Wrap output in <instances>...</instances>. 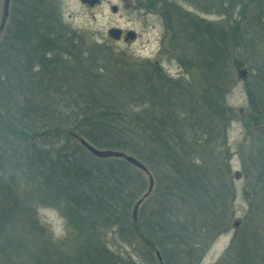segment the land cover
Masks as SVG:
<instances>
[{
	"label": "rangeland",
	"instance_id": "1",
	"mask_svg": "<svg viewBox=\"0 0 264 264\" xmlns=\"http://www.w3.org/2000/svg\"><path fill=\"white\" fill-rule=\"evenodd\" d=\"M3 4L0 0V22ZM46 15L51 16V22H45ZM196 25L210 27L225 41L235 38L237 29L241 36L245 34L242 46L234 47L231 66L222 71L224 75H211L201 65L205 53L193 49ZM24 26L27 34L20 38L16 34ZM111 29H120L125 37L114 40L109 35ZM188 29L192 31L190 37ZM33 30L35 35L29 36ZM39 30L52 35L51 48L56 49L57 58L53 62L47 55L46 63L56 80L69 83L79 73H97L106 86L111 81L127 90L129 108L122 122L125 130L133 128V118L149 122L152 118L178 117L184 127L188 125L185 118L193 120L195 126L189 121V132L197 139L188 147L175 149L191 164L188 169L194 184L188 191L184 186L179 189L184 177L171 168L161 173V182L150 172L154 187L135 221L144 229L145 221L156 217L158 195L167 189L178 203L171 209L176 224L193 211L190 205L178 202L179 198L191 199L189 192L204 190V207L217 200L222 210L215 214L225 215L227 230L196 244L190 222L181 230L172 227L167 233L183 236L185 253L181 256L186 260L170 245L166 252L178 255L182 264H264V0H99L94 5L82 0H11L8 22L0 34V66L7 71H14L23 62L32 67L42 52ZM129 32L135 34L134 39H126ZM4 69L0 74L6 72ZM37 70L32 68L30 74ZM135 79L139 85L132 82ZM144 89L156 90L152 103L149 99L153 97L149 98ZM164 93L175 95L171 107L164 105ZM23 101L19 94L8 97L1 91L0 116H5L8 108H20ZM145 178V193L131 206L130 221L136 203L149 189V177ZM0 186L20 201L7 224L4 222L5 230L14 229L19 239L30 240V251L35 244L50 254L51 264H96L93 252H109L119 264H178L168 261L157 246L139 242L128 231L120 232L103 223L78 229L71 222V210L57 193L46 189L39 192L37 184L6 167L0 170ZM152 232H156L151 235L154 239L159 237L158 231ZM235 237L243 241L242 247L253 248L248 260L238 253L228 254ZM191 248L196 250L194 255H188ZM243 251L241 248L239 254ZM11 255L10 248L0 250V264H32L31 256L19 260Z\"/></svg>",
	"mask_w": 264,
	"mask_h": 264
},
{
	"label": "trees",
	"instance_id": "2",
	"mask_svg": "<svg viewBox=\"0 0 264 264\" xmlns=\"http://www.w3.org/2000/svg\"><path fill=\"white\" fill-rule=\"evenodd\" d=\"M45 19V22L52 21L50 15H46ZM54 24L59 25L58 28L61 27L57 21ZM212 30L210 27L196 25L193 31V49L205 53L200 63L208 69L209 74L222 76V71L231 66L234 47H241L244 43L241 39L245 34L241 36L237 29L235 38L225 41L220 34ZM25 31L24 26L16 35L23 38L24 34H27ZM191 33L188 29L187 36L190 37ZM37 34V39L42 44L40 52L43 54L41 52L32 67L25 62L14 68V71H7L0 66V70H6L0 74V92L3 91L8 97L19 94L24 99L19 104L20 108L16 109L10 104L13 108L6 109L5 116H0V170L6 167L14 174L29 178L33 185L37 184L35 188H38L39 192L46 189L57 193L71 210V222L78 229L103 223L113 229L119 228L120 232L128 231L139 242L143 241L150 247L157 246L168 261L173 260L178 264H182L179 256L166 252L168 250L165 248L170 245L179 250L180 257L186 260L181 256L185 253L182 249L183 236L179 237L173 232L167 233L171 232L172 227L176 226L181 230L190 222L195 230L196 244H203L206 238L225 232L228 227L225 215L216 217L215 214L222 210V205L217 200L218 204L212 200L205 208L203 199L207 197V193L203 195L204 190L201 193L195 190L194 193L189 192L191 199L179 198L178 202L190 205L193 211L176 224L171 209L178 203L170 198V191L167 189L163 190L161 196L158 195L155 202L157 207L154 204L156 209L153 213V217H156H152L150 222L145 221L144 229L134 218V221H130L131 206L145 193L146 174L123 159L94 157L79 143L75 135L86 138L99 149L131 154L148 168L158 182H161V173L171 168L179 174L177 176L184 177L182 179L185 182L179 189L184 186L188 191L194 182L188 169L191 164L186 162V155L179 153L175 148L188 147L192 139H197L189 132V121L190 124H195L190 118H185V123H188L185 127L180 124L182 119L178 117L152 118L149 122L143 118H133V131L131 128L125 130L122 122L129 108L127 90L111 81H107L106 86L97 73H79L69 83L56 80L55 74L47 71L46 63L47 55L53 62L57 58L56 49L51 48L52 35L50 31L41 30ZM33 35L34 30L29 36ZM44 44L46 46H43ZM23 52L20 54H24ZM32 68L38 70L30 74ZM36 78L39 79L38 82ZM132 82L137 85L140 83L136 79ZM160 83L162 86L165 84L162 81ZM147 87L151 88L149 84ZM210 89L211 87L209 91ZM155 91L151 89L145 92L149 98L153 97L149 99V103L153 102ZM55 96H58L57 100L54 99ZM250 96L252 99V94ZM161 97L165 100L166 107L175 104V95L164 93ZM159 130L167 133L161 135ZM195 186L198 187L197 183ZM4 191L5 188L0 186V193ZM0 197L3 198L0 200V250L4 252L10 248L11 256L19 260L20 257L22 259L31 256L32 264H51L50 254L40 250L35 244L30 251V240L19 239L14 229L5 230L4 222L7 224L12 209L15 210L20 201L12 199L8 192H4ZM196 208L202 212L198 214L197 210L194 211ZM152 230L158 231L159 237L154 239L151 235L156 232ZM198 237L202 239H197ZM242 242L240 238L235 237L228 254L238 253L240 258L248 260L252 257L253 248L246 245L242 247ZM201 247L202 251L203 245ZM241 248L244 251L239 254ZM176 250L173 253H177ZM195 251L191 248L188 255H194ZM93 256V263L96 264H119L118 261L114 262L109 252H103L101 255L93 252Z\"/></svg>",
	"mask_w": 264,
	"mask_h": 264
},
{
	"label": "water",
	"instance_id": "3",
	"mask_svg": "<svg viewBox=\"0 0 264 264\" xmlns=\"http://www.w3.org/2000/svg\"><path fill=\"white\" fill-rule=\"evenodd\" d=\"M82 1L85 3H89L91 5H94L99 0H82ZM10 4H11V0H4L1 22H0V34L5 29L6 24L8 22V18L10 15ZM114 11H116V8L114 9ZM122 33H123V31H121L120 29H111L109 32V35L114 40H120ZM129 38L134 39L135 34L133 32H129L127 34L126 39H129ZM244 73L245 72H243V75H245ZM75 136L79 140L80 144L84 148H86L94 157L99 158V159H108V158L123 159L126 162H128L129 164H131L132 166H134V167L138 168L139 170H141L142 172H144L149 177V181H150L149 189H148L147 193L144 195V197L141 198L136 203L134 210H133V218H134V220H136L138 210H139L141 204L151 194L153 187H154V178H153L152 174L150 173V171L148 170V168L141 161H139L137 158H135L132 155L127 154L126 152L118 151V150L99 149V148L93 146L87 140L80 138L77 135H75ZM234 226H235V228H238L239 222L236 221ZM157 256H158L159 260H161V256L159 253H157Z\"/></svg>",
	"mask_w": 264,
	"mask_h": 264
},
{
	"label": "flooded vegetation",
	"instance_id": "4",
	"mask_svg": "<svg viewBox=\"0 0 264 264\" xmlns=\"http://www.w3.org/2000/svg\"><path fill=\"white\" fill-rule=\"evenodd\" d=\"M127 35V34H126ZM125 37V32L122 33L121 35V39H123Z\"/></svg>",
	"mask_w": 264,
	"mask_h": 264
}]
</instances>
